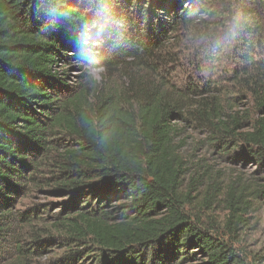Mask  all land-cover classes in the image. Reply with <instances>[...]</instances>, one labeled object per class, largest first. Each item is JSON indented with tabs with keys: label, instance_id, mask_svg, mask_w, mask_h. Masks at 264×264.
Instances as JSON below:
<instances>
[{
	"label": "trees",
	"instance_id": "16d2710c",
	"mask_svg": "<svg viewBox=\"0 0 264 264\" xmlns=\"http://www.w3.org/2000/svg\"><path fill=\"white\" fill-rule=\"evenodd\" d=\"M203 3L0 0V264H22L49 241L66 247L61 264L182 262L187 248L205 264H246L186 214L198 188L184 183L176 139L201 131L222 157L264 171V0L213 5L240 17L228 40L242 52L240 67L227 92L183 88L164 73L177 63L167 46L208 23L198 21ZM69 54L102 69L99 80L83 71L68 85L57 67ZM259 182L254 193L264 200V173ZM210 191L203 202L216 197ZM37 194L65 199L62 209L44 218L51 204L35 205ZM225 196L235 228L244 201L231 187Z\"/></svg>",
	"mask_w": 264,
	"mask_h": 264
},
{
	"label": "rangeland",
	"instance_id": "374dc122",
	"mask_svg": "<svg viewBox=\"0 0 264 264\" xmlns=\"http://www.w3.org/2000/svg\"><path fill=\"white\" fill-rule=\"evenodd\" d=\"M112 22L116 23L117 21L113 20ZM183 35L185 34H181L179 38ZM178 39L167 46L169 52L176 55L177 63L164 71L165 76L183 88L185 86L201 87L204 84L210 90L215 88L224 92L229 91L228 81L234 67L239 66L235 57L242 53L232 46L231 41L229 42L232 45L228 43L229 35L224 33L213 37L211 43L202 40L200 35L184 36L181 38V42L176 43ZM91 46V41L85 42L81 52L87 53ZM219 51L218 56L212 54H217ZM73 57L80 56L69 54L67 56L69 59L65 58L64 63L57 67L65 74L63 78L68 85H73L76 77L80 76L83 71L89 74L93 68H97L85 64V58L83 61H78L73 60ZM101 74L102 69L94 74V79L99 80ZM91 77L93 78L92 75ZM205 139L206 135L201 131L189 129H184L176 139V143L184 141V146L181 148V155L187 169L184 183L186 185L191 179H194L195 187L198 188V192L192 194L193 199L190 204L185 207L186 214L192 222L199 224V227L207 231L213 238L229 245L240 258L245 260L246 264H256L254 256L259 258L260 264H264V200L258 198L254 193L264 171L246 162L227 160L210 147ZM228 187L233 188L235 195L241 196L244 201L242 221L235 228L226 225L228 211L225 192ZM207 189L211 190L210 193L214 190L213 196L216 197H212V200L208 202H203ZM37 195L35 205L51 204L48 211H40L44 218L49 211L55 214L62 209L60 203H63L65 199L52 194ZM27 205V202L24 201L23 206H17V209L23 211ZM29 231L28 227L22 228L21 235L24 240L27 239ZM23 246L27 247L28 243L23 241ZM33 252H35V248H33ZM64 253H66V247L62 242L56 241L55 244L49 241L48 245L38 254L35 252L33 256H29L21 262L22 264H61ZM180 255L184 257V261H167L165 264H205L206 262V258L195 249L187 248L182 250ZM8 257L11 261L16 257L13 248H10ZM93 261V256H90L78 264H93Z\"/></svg>",
	"mask_w": 264,
	"mask_h": 264
},
{
	"label": "clouds",
	"instance_id": "9594fccd",
	"mask_svg": "<svg viewBox=\"0 0 264 264\" xmlns=\"http://www.w3.org/2000/svg\"><path fill=\"white\" fill-rule=\"evenodd\" d=\"M217 0H204L199 13V22H208L202 27L198 33L202 40H207L211 43V38L227 33L230 39H236L239 33L240 17L237 13L220 15L215 12L213 5ZM222 20V23L216 24L215 21ZM100 69L93 68L90 75L95 78V73H98Z\"/></svg>",
	"mask_w": 264,
	"mask_h": 264
}]
</instances>
